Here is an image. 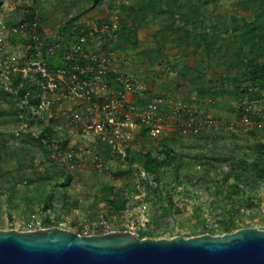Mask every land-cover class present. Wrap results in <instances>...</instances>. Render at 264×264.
I'll use <instances>...</instances> for the list:
<instances>
[{
  "label": "rangeland",
  "instance_id": "1",
  "mask_svg": "<svg viewBox=\"0 0 264 264\" xmlns=\"http://www.w3.org/2000/svg\"><path fill=\"white\" fill-rule=\"evenodd\" d=\"M20 1L0 0V20L10 30L24 6L33 8L42 34L50 41L60 37L54 63L81 25L99 30L117 16L114 35L91 31L89 51L105 54L120 72L146 86L137 106L163 95L181 101L197 122H208L199 135L182 134L176 124L156 139L137 132L123 158L94 137H83L85 115L73 119L72 113L85 114L98 100L83 106L66 102L44 124L21 117L18 100L0 89V230L58 227L91 235L102 226L126 231L119 211L141 202L150 222L137 232L139 238L220 236L232 225L264 230V163L257 160L258 147L264 146V80L256 82L254 93L243 90L251 86L246 65L256 53L244 34L250 23L264 24V0ZM21 44L8 34L5 51ZM259 62L264 63L263 55ZM245 101L251 108H244ZM47 135L54 136L58 149L41 143ZM169 149L186 164L164 169L159 196L156 176L146 174L138 158L150 152L162 160ZM69 150L82 152L73 170L56 159ZM227 159L257 165L243 169L256 178L243 192L234 191V178H227ZM119 198L125 200L122 210L115 207Z\"/></svg>",
  "mask_w": 264,
  "mask_h": 264
},
{
  "label": "built area",
  "instance_id": "2",
  "mask_svg": "<svg viewBox=\"0 0 264 264\" xmlns=\"http://www.w3.org/2000/svg\"><path fill=\"white\" fill-rule=\"evenodd\" d=\"M21 1L26 5L29 2ZM28 7L24 6L21 19L10 30H6L0 20V89L18 100L21 117L24 114L32 121L48 124L66 102L83 106L96 99L98 104L86 106L85 114L82 111L72 113L73 119L80 121L85 115L87 120L81 127L83 137H94L111 153L123 158L137 132H145L147 137L156 139L168 132L171 124H176L182 134L199 135L207 124L208 121L205 124L197 122L181 101L163 95H153L137 106V101L146 93V86L120 72L105 54L89 51L87 44L93 37L92 32L114 35L118 31L117 16L92 32L81 25L77 33L74 32L71 46L65 48L59 54L58 63H54L60 37L48 40L42 34L37 16L27 21ZM8 34L18 37L23 44L6 52ZM255 91L254 86L247 87L248 93ZM131 96L135 98L134 102L129 101ZM249 107L250 103L245 101L244 108ZM257 127L262 128L260 124ZM40 141L45 147L58 149L54 136H43ZM81 154L78 150H69L59 153L56 159L73 170ZM95 160L96 167L101 168V159L96 157ZM147 210V204L141 202L132 208L127 204L119 211L125 230L138 236L137 232L150 222ZM130 211L134 212V217H130ZM100 224L104 225L105 221ZM97 228L91 235L110 232L102 226Z\"/></svg>",
  "mask_w": 264,
  "mask_h": 264
},
{
  "label": "water",
  "instance_id": "3",
  "mask_svg": "<svg viewBox=\"0 0 264 264\" xmlns=\"http://www.w3.org/2000/svg\"><path fill=\"white\" fill-rule=\"evenodd\" d=\"M0 264H264V230L170 239L129 231L83 236L58 227L0 230Z\"/></svg>",
  "mask_w": 264,
  "mask_h": 264
},
{
  "label": "trees",
  "instance_id": "4",
  "mask_svg": "<svg viewBox=\"0 0 264 264\" xmlns=\"http://www.w3.org/2000/svg\"><path fill=\"white\" fill-rule=\"evenodd\" d=\"M98 0H96L97 2ZM36 16L35 10L33 8H28V15L26 20L31 21ZM248 30H246L244 36H245V43H251L255 46V56L253 59L249 60L247 62V69L248 72L246 73L248 75V79L251 80L252 83L251 86H256V82L264 80V63L260 64L259 59L263 55L264 56V24L253 22L250 23L248 26ZM249 87V86H248ZM244 93H247V88L243 89ZM142 101V100H141ZM144 104V101L142 102V105ZM50 131V129H47V133ZM145 135V132H142ZM146 136V135H145ZM259 157H257V160L262 161L264 163V159L261 158V155L264 156V146L258 147ZM129 149H127V156L128 157ZM233 159H227L226 163L228 164V168L230 170V173L227 175L228 177H233L235 180V184L232 185V188L234 191L237 192H243V186L246 184V182L249 181H256V178L253 174H245L243 169L248 168V170L251 168L256 167L257 165H249L244 160L232 161ZM211 159H207V161L204 163L205 166L211 165L210 163ZM138 162L141 164L142 170L149 175L156 176V181L159 186L156 188V194H159L161 196L162 194V186H161V176L163 177V173H165L164 169H170V170H176L179 168L180 165L186 164V161L184 160V157L182 156H176L172 150H167L164 154V158L162 160L155 159L150 152L140 155L138 158ZM160 192V193H159ZM113 204L114 202L111 201ZM115 207L117 210H122L125 207V200L123 198L117 199L115 203ZM232 214V213H230ZM233 216V214H232ZM234 218V217H232ZM234 224V223H233ZM50 226V225H49ZM233 227L226 228V231L224 233H228L233 231H236L240 229V227L232 225ZM231 228V229H230ZM141 238H145V235L140 236Z\"/></svg>",
  "mask_w": 264,
  "mask_h": 264
}]
</instances>
